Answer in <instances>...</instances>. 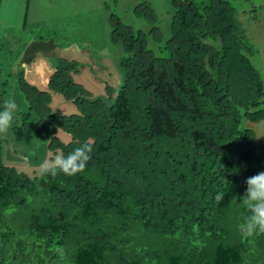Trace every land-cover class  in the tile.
I'll use <instances>...</instances> for the list:
<instances>
[{"label": "trees", "instance_id": "trees-1", "mask_svg": "<svg viewBox=\"0 0 264 264\" xmlns=\"http://www.w3.org/2000/svg\"><path fill=\"white\" fill-rule=\"evenodd\" d=\"M169 1L168 38L148 0L133 10L150 31L111 15L126 55L106 100L74 80L75 61L59 63L48 90L21 80L16 131L54 155L93 150L81 173L31 176L4 163L0 134V264H264V233L241 236L248 212L233 199L264 171V146L241 128L264 118L259 50L231 0ZM52 93L77 112H53Z\"/></svg>", "mask_w": 264, "mask_h": 264}, {"label": "rangeland", "instance_id": "rangeland-1", "mask_svg": "<svg viewBox=\"0 0 264 264\" xmlns=\"http://www.w3.org/2000/svg\"><path fill=\"white\" fill-rule=\"evenodd\" d=\"M148 1L156 11L164 37H170L173 14L170 1ZM231 2L240 11L248 36L259 50L252 62L264 82V0ZM137 3V0H0V91L5 92V100L15 99L20 107L16 115L28 107L21 80L39 90H48L51 73L64 60L77 62L72 76L90 92L89 97L106 100L107 85L118 90L124 72L120 63L126 53L111 42L110 17L115 13L135 30L150 31L152 23L133 10ZM251 13L257 14L258 20ZM50 41L56 47L55 56L45 58L38 54L30 63L24 62L25 51L32 43ZM149 42L154 46L151 39ZM50 106L60 114L77 112L74 103L57 93H52ZM18 120L14 118L3 134V161L31 176L40 175V164L54 154L47 142L29 136L24 130L16 131L13 125H19L21 119ZM251 123L254 122L246 121L241 128L252 131L254 141L256 132Z\"/></svg>", "mask_w": 264, "mask_h": 264}, {"label": "clouds", "instance_id": "clouds-1", "mask_svg": "<svg viewBox=\"0 0 264 264\" xmlns=\"http://www.w3.org/2000/svg\"><path fill=\"white\" fill-rule=\"evenodd\" d=\"M20 111L15 99L8 98L0 106V134H6L11 127L15 115ZM59 135V133H58ZM93 147L89 141H85L76 147L67 156L57 153L46 158L40 164L42 174L50 173L55 176L58 172L73 176L83 172L91 159L90 153ZM247 188L242 197H234L240 200V204L247 209L237 229L242 237H251L256 233H264V171H261L245 181ZM217 199H221L218 195Z\"/></svg>", "mask_w": 264, "mask_h": 264}, {"label": "water", "instance_id": "water-1", "mask_svg": "<svg viewBox=\"0 0 264 264\" xmlns=\"http://www.w3.org/2000/svg\"><path fill=\"white\" fill-rule=\"evenodd\" d=\"M55 49L56 47L54 46L53 41L46 43H32L25 51L24 62L30 63L38 56V54H41L45 58L55 56ZM251 124H253L254 130L256 132V138L254 142L259 146H264V120H260Z\"/></svg>", "mask_w": 264, "mask_h": 264}]
</instances>
